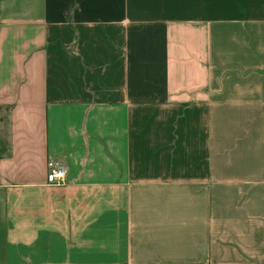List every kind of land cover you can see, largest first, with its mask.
Here are the masks:
<instances>
[{
  "label": "crops",
  "instance_id": "1",
  "mask_svg": "<svg viewBox=\"0 0 264 264\" xmlns=\"http://www.w3.org/2000/svg\"><path fill=\"white\" fill-rule=\"evenodd\" d=\"M0 264H264V0H0Z\"/></svg>",
  "mask_w": 264,
  "mask_h": 264
},
{
  "label": "built area",
  "instance_id": "2",
  "mask_svg": "<svg viewBox=\"0 0 264 264\" xmlns=\"http://www.w3.org/2000/svg\"><path fill=\"white\" fill-rule=\"evenodd\" d=\"M67 165L62 159H53L47 162L46 183L58 186L66 181Z\"/></svg>",
  "mask_w": 264,
  "mask_h": 264
}]
</instances>
